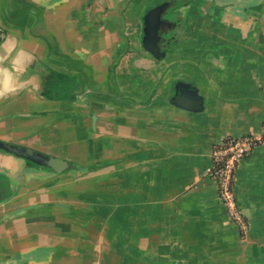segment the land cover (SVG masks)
<instances>
[{
    "label": "crops",
    "instance_id": "1",
    "mask_svg": "<svg viewBox=\"0 0 264 264\" xmlns=\"http://www.w3.org/2000/svg\"><path fill=\"white\" fill-rule=\"evenodd\" d=\"M154 2L173 5L160 58ZM50 70L74 97L41 94ZM263 121L264 0H0V141L73 166L0 149V264H264V138L237 170L244 236L206 174Z\"/></svg>",
    "mask_w": 264,
    "mask_h": 264
},
{
    "label": "water",
    "instance_id": "2",
    "mask_svg": "<svg viewBox=\"0 0 264 264\" xmlns=\"http://www.w3.org/2000/svg\"><path fill=\"white\" fill-rule=\"evenodd\" d=\"M167 6L168 3L166 2L160 3L150 8L144 16L143 45L156 58L165 55L160 46L161 35L159 30L163 25L169 24L162 18ZM172 102L177 106L193 111L203 108V97L196 88L190 87L186 83H180L178 93L172 98ZM0 149L39 166L49 168L56 173L65 172L73 167L66 159L45 154L42 151L20 144L0 141Z\"/></svg>",
    "mask_w": 264,
    "mask_h": 264
},
{
    "label": "built area",
    "instance_id": "3",
    "mask_svg": "<svg viewBox=\"0 0 264 264\" xmlns=\"http://www.w3.org/2000/svg\"><path fill=\"white\" fill-rule=\"evenodd\" d=\"M263 138L264 121L261 135L249 134L224 139L214 146L211 165L206 169V174L216 183L218 197L224 204L229 219L238 227L242 236L246 234L248 224L235 194L237 170L240 162Z\"/></svg>",
    "mask_w": 264,
    "mask_h": 264
},
{
    "label": "trees",
    "instance_id": "4",
    "mask_svg": "<svg viewBox=\"0 0 264 264\" xmlns=\"http://www.w3.org/2000/svg\"><path fill=\"white\" fill-rule=\"evenodd\" d=\"M76 87L68 83L67 75L50 70L42 76L40 92L43 96L50 99H58L63 96L74 97L73 92H75ZM69 92L71 94H69ZM29 162L34 164L31 161Z\"/></svg>",
    "mask_w": 264,
    "mask_h": 264
},
{
    "label": "flooded vegetation",
    "instance_id": "5",
    "mask_svg": "<svg viewBox=\"0 0 264 264\" xmlns=\"http://www.w3.org/2000/svg\"><path fill=\"white\" fill-rule=\"evenodd\" d=\"M162 18L165 21H167V23L169 22V24L163 25L159 30L160 35H161L160 46H161V50H164V48H166V45L169 42V34L173 27V23L171 22L170 18L166 17V15H162Z\"/></svg>",
    "mask_w": 264,
    "mask_h": 264
},
{
    "label": "rangeland",
    "instance_id": "6",
    "mask_svg": "<svg viewBox=\"0 0 264 264\" xmlns=\"http://www.w3.org/2000/svg\"><path fill=\"white\" fill-rule=\"evenodd\" d=\"M157 1H159V0H157ZM160 3H164V2H160ZM160 3L154 2V3L149 5V8H152V7H154V6H156V5L160 4ZM172 6H173L172 3H168V6H167L165 12L163 13V15H166V17H170L171 14H173Z\"/></svg>",
    "mask_w": 264,
    "mask_h": 264
}]
</instances>
